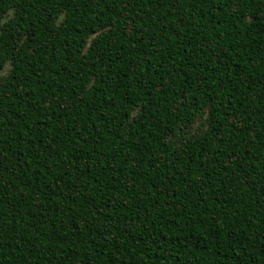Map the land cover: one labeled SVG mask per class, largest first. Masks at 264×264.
Listing matches in <instances>:
<instances>
[{
	"label": "trees",
	"instance_id": "trees-1",
	"mask_svg": "<svg viewBox=\"0 0 264 264\" xmlns=\"http://www.w3.org/2000/svg\"><path fill=\"white\" fill-rule=\"evenodd\" d=\"M0 264H264V0H0Z\"/></svg>",
	"mask_w": 264,
	"mask_h": 264
}]
</instances>
